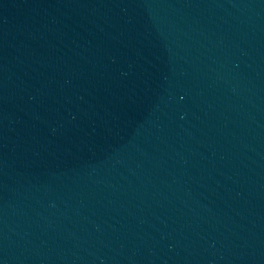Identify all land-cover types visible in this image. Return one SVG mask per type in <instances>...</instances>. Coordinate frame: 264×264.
I'll return each instance as SVG.
<instances>
[{"label": "water", "instance_id": "1", "mask_svg": "<svg viewBox=\"0 0 264 264\" xmlns=\"http://www.w3.org/2000/svg\"><path fill=\"white\" fill-rule=\"evenodd\" d=\"M0 264H264V0H0Z\"/></svg>", "mask_w": 264, "mask_h": 264}]
</instances>
